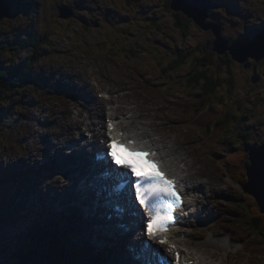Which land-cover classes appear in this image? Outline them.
Returning <instances> with one entry per match:
<instances>
[{
	"label": "rangeland",
	"instance_id": "rangeland-1",
	"mask_svg": "<svg viewBox=\"0 0 264 264\" xmlns=\"http://www.w3.org/2000/svg\"><path fill=\"white\" fill-rule=\"evenodd\" d=\"M36 1L41 5L40 10H31L25 15L21 14L0 23V69L14 68L20 63H28L18 70L20 86L9 94L0 92V97L9 96L7 102L0 100V178L4 171L9 172V175L12 173V183L15 184L10 186V181L8 185L0 182V215H7L11 210L17 212L21 210V221H24L26 226L49 224V220L35 215L36 212L41 213L44 208L43 191L47 192V183L52 178L51 173L55 172L51 170L55 166L52 165L48 169V165L44 164L46 154L41 148L47 145V139L57 140L56 130L65 126L69 113L70 116L73 114L72 110L67 111L69 106L73 109L83 105L84 110L90 109L93 106V99L99 102L103 100L101 98L104 94H98L99 90H103L111 92L114 96H129L131 102H138L140 109L136 114L138 117L128 128L135 133L150 132L155 138L161 135L168 137L172 147L178 146L182 149L186 156L185 164H193L190 174L200 171L202 176H198L204 175L210 178L205 172L209 171L211 179L221 178L222 184L227 189L230 185L231 193L220 192L213 195L209 188L205 199L201 200L200 207L208 206L209 213L212 208L220 207L222 213L228 214V222L231 221L237 214V206L234 204H238V200L242 197L245 198V193L241 185L230 178L221 166L222 160L228 157L226 154L228 150L222 145L229 142L232 149H239L238 151L244 156L247 149L249 153L251 147H264V61L249 59L240 64L230 58L228 52L222 55L213 52L215 41L219 45L222 41L217 42L211 30L200 29L192 19L171 9V3L167 8L169 0ZM191 1L195 3L197 0ZM210 1L212 3L206 12L208 17L206 23L221 27L219 36L225 41L228 39L225 33L233 32L237 23L247 27L251 37L257 32L258 26L264 24V0ZM62 5L69 6L74 14L75 10L77 11L75 19L58 17L57 7ZM193 5L200 7L201 3L196 2ZM194 11L201 12V9L195 8ZM107 14L112 15L113 18L110 20V15ZM216 18L223 22L217 24ZM83 19L89 22L88 25L84 24ZM155 22L157 27L154 26ZM176 23L179 25H175ZM180 23H187V27L183 28ZM29 39L33 40L37 49L25 48L24 44ZM182 49L191 51L187 64L171 69ZM108 58H111V62ZM203 71L212 79L225 83L212 100L211 106L215 109V117H220L219 113L228 109L231 115H235L232 121L234 127L237 126L230 135L220 133L212 140H209L211 136L209 133L197 126L194 127L191 115L179 110L175 105L179 102L192 101L188 95L201 86L196 89L189 88L187 82L190 75L195 76L196 73ZM136 75L141 78L144 76L147 83H156L162 90L152 92L155 96L152 97L150 90L142 93L137 87L135 89L124 85L117 86L138 84ZM104 101L102 105L105 107L107 104L105 105ZM108 107L107 105L106 110ZM80 117L84 115L80 114ZM85 123L88 121L78 124L80 130L81 125ZM156 128L160 129L159 132ZM68 141L69 139L63 140L61 146L66 145ZM50 145L53 149V144ZM69 145L70 142L67 143V147ZM188 149L195 151V155H190ZM60 151L62 153L64 148ZM196 157L203 164L205 171L199 170L201 166L195 161ZM188 169L184 168L186 174L189 172ZM21 170L27 172L31 179L24 180V174H18ZM14 179L17 183H14ZM63 179L66 177L63 176ZM202 180L205 182V178ZM10 187L14 192L20 190L15 198L10 196ZM28 192L32 201L26 198ZM51 194L52 191H49L50 199ZM32 203L34 207H31ZM53 206L54 201L51 203V208L54 209ZM208 210L204 211L200 208L198 217L190 218L191 222L179 229L181 233L188 235L185 241L188 249L187 240L194 237L191 232H187L201 229L204 240L197 241L199 243L191 240L193 241L191 244L199 245L200 250L207 248L206 255L215 256L213 258L199 254L200 259L205 258L209 262L218 264H237L238 261L236 263L227 252L230 251L233 255L237 252L247 254L242 249L243 243H241L245 238L247 246H256L250 260L254 258L263 261L260 264H264L263 237L250 234L246 225L242 223L236 226L241 234L237 243L230 242V237L235 233L229 226L225 225L220 231L210 234L207 229L209 224H205L203 220ZM58 219L65 225L62 227L59 223L57 228L54 226L61 239H56L58 240L56 244L69 239L70 234V231H67L68 220H65V217L63 220L59 217ZM22 222L15 221L14 223L19 225H14L10 230L8 227L3 230L0 227L2 235L0 264H20L16 256L20 250L13 246L15 244L22 248L29 247L28 251L35 248L39 251V253L35 252L31 263L32 254L28 255L27 264H51L50 258L56 259L51 246L53 239L49 241L45 237L34 247L30 238L24 236L25 240H23L22 236L18 237L19 234L24 235L22 232L25 231V225ZM76 233L73 232L78 237ZM246 237L251 238L255 243H250ZM7 238H10V242H7ZM212 238L227 241L228 245L219 247V242L213 243ZM226 247V251H223ZM64 255L65 258H69V251L61 253L62 259ZM57 257L58 264L60 260L63 262L58 255ZM79 258L80 262L86 260V257ZM36 259L38 260L35 261ZM244 262L241 264H245Z\"/></svg>",
	"mask_w": 264,
	"mask_h": 264
},
{
	"label": "bare ground",
	"instance_id": "bare-ground-1",
	"mask_svg": "<svg viewBox=\"0 0 264 264\" xmlns=\"http://www.w3.org/2000/svg\"><path fill=\"white\" fill-rule=\"evenodd\" d=\"M133 83H135V81H133ZM105 98L102 97L101 99L103 100L101 102L93 99V106L90 109L86 108L84 110L82 108L83 105L80 108H73V109L72 107L69 106L67 111L71 112L72 110L73 114L70 116V113H69V117L68 118L66 117L67 122L64 124L65 126H62L61 129L56 130L55 133L57 137L55 139L57 140L47 139V145L41 148V151L46 154V159H45L44 164L48 165V169L52 165L55 166L54 168L52 167L51 169L52 171H55V172L51 173L52 178L49 179V182L47 183L48 184L47 192L43 191V194H44L43 203L44 204L42 206H44V208L41 211V213L38 214L36 212L35 215L42 216V218H44L45 220H49L48 225L51 226L53 230H54V226L57 228L59 223L62 224V227L65 225L64 222L63 223L60 222L58 217L61 218L62 220H63V217H65V220H68L69 224L67 225V231H70L69 239L67 240L64 239L62 240L63 243L58 244L59 243L58 242L57 243L58 245H57L56 241L58 240L56 239H60L59 233L58 235L54 234L53 238H51L53 239V241H51L52 242L51 246L53 250L62 251L60 253L59 252L57 253V255L61 259H62L61 253H65L66 251H69L70 257L65 258V255H64L62 259L63 262L60 260L59 262L60 264H71L72 259L76 260L78 264H87V263L88 264H91V263H95V264H140V262L132 263L135 258L134 256L131 257L130 249L128 250L127 246L131 245L132 243H135L134 241L139 242L141 240V236L137 234L133 235V233L121 231L119 229H116L115 235L107 234L106 229L104 228L106 227V220H107V216L109 215L107 211L110 208L108 207V205L107 206L102 205L99 207V211L96 210V208L94 207V204L91 201H89V198H92L95 195V191L87 190L88 197L85 200H82L83 195H81V193L84 191V189L83 188L80 189V186H79L80 183L85 184L86 179H90L93 176L92 175L91 177H87L88 175H90V170H91L88 167L91 164V161L88 159V156L90 154V150L91 149L96 150L100 148L101 147L100 143L104 141V139L106 138V135L108 136L109 131L106 125L107 119H110L108 124L111 123L113 126L118 128V130L115 132L117 133L116 135H118L120 132H124V130L127 131L128 134H131V135L133 134L131 132L132 130L127 128L126 125L121 124V122L119 121V118L120 116L125 115L130 120L129 124H132L133 121L138 116L136 115L137 111L140 110L138 107V102L136 101H135L136 103L131 102L132 99L129 96H125V95L124 96H120V95L114 96L113 94H111V92L108 93V95ZM104 100H107V101H104ZM103 101L105 102V105L107 104L109 106L108 110H106L107 105L105 107L104 105H102ZM132 106H136V107L134 108ZM80 114H83L84 117H80ZM84 121H88V123L81 125V130H80V126H78V124ZM88 126L91 128H88ZM157 126L160 127V125H157ZM159 130L160 129L158 128L157 131L159 132ZM72 132L74 133L73 135H72ZM88 132L92 133L91 137H89ZM141 135L142 133L139 135L135 134V139L138 140L139 144H142V142H144L142 138L138 137ZM150 135L151 134L149 132L147 137L146 138L143 137V138L147 139L146 141L148 143L149 141L151 142L150 144L152 145L151 147H154V149H156L159 152H163V154H160L161 155L160 157L162 159L170 156L171 153L173 152L176 155V161L174 162L172 161L169 164L170 168L172 169V171L171 169L169 171L172 177H175L182 182L183 187H184V184L187 186L186 192H188V197H190L189 200L188 199L186 200V203L189 207L188 209H190V211L189 212L184 211L181 213L183 218L185 216L182 222L183 224L184 222L185 224L188 222L189 223L191 222V220H188V218L196 219L199 215L200 196L198 195L200 194L202 198L205 195H207L205 187L202 183L206 182L207 184L212 186L213 193H218V194H220V192L222 194L227 193V192L231 193L232 190L230 188V185H228L227 183L225 184L228 185L229 189H227L225 185H223L224 187L220 191L216 189L215 186L217 184H222L221 178L211 179L208 176H204V175L203 177H200L202 176L200 171L198 172L196 171L193 174L189 173L183 176H180L179 173H175L176 163L178 162L184 163L186 161V158L182 154V149L171 147V140L166 136L161 135L159 138H153ZM133 138L130 137L129 139H133ZM65 139H69L68 141L70 142L69 147H67L68 142L63 147L61 146L62 141ZM51 143L53 144L52 145V148L54 147L53 149H51V145H50ZM62 148H64V151H63L64 153L63 152L61 153L60 151ZM66 149L68 151H66ZM35 158H38V157H35ZM190 166L188 167L189 168L188 171L190 170ZM58 168L61 170L58 171L57 170ZM53 169H56V170H53ZM74 172H76L75 176H73ZM48 175L50 176L49 171H48ZM57 176H60L61 178L65 176L66 177L65 182L61 184L59 180H57ZM203 178L206 179L205 182H203L202 180ZM200 181L202 183H200ZM49 191H52L51 199L52 201H54V206H53L54 209L51 208L52 201L48 197ZM50 208L53 210L51 211ZM49 210L50 212L48 213ZM50 216L51 217L54 216V217L50 219L51 218ZM72 225L73 226L75 225V226L72 227ZM102 225L104 226V228L102 227ZM69 226H71V230H69ZM74 231L75 233L77 232L76 234L78 235V237L73 234ZM170 234H171V237H177L178 235H180L179 230L173 231ZM21 236H22V239L25 240L24 235H20V234L18 235V237H21ZM246 239L252 244L255 243L251 238L248 239V237H246ZM181 240L182 239H180V241ZM191 240L197 243V240H195L194 238H191ZM191 240H187V245L189 246L187 253L185 252L183 256L180 255L179 263H177L174 260L173 264H184L185 262H189V261H192V264H202V261L200 259L201 257H199V254H202L204 256H211L214 258L215 255H206L207 248H202L200 250L198 248L199 245L194 246L191 244L193 242ZM211 241H213V243L219 242V247H222L227 244L226 241H221V240L218 241V239H213V238L211 239ZM90 243L93 246H95L94 252H92V250L90 249L91 248L89 246ZM190 250H193V251H190ZM29 251H33V250H29ZM54 251H53V255H55ZM170 252H171L170 250H167V253L169 254V256H170ZM79 257L81 258L86 257V260L80 262L81 259ZM253 260L254 259H251L248 263L252 264ZM235 261L236 263L238 261L237 264H241L242 262L245 261V259L242 257H239ZM208 264H215V262L210 261L208 262Z\"/></svg>",
	"mask_w": 264,
	"mask_h": 264
},
{
	"label": "trees",
	"instance_id": "trees-1",
	"mask_svg": "<svg viewBox=\"0 0 264 264\" xmlns=\"http://www.w3.org/2000/svg\"><path fill=\"white\" fill-rule=\"evenodd\" d=\"M171 1L172 0H169L167 8H169L168 6L170 5ZM14 6L16 10L14 18L18 17L21 14L25 15L31 10H40L41 8L40 3L36 0H15ZM111 18H113L112 15H110V20ZM175 25H179V23H176ZM181 25L183 26V28L187 27V23H182ZM154 26L157 27L156 22L154 23ZM24 46L26 49L27 47H30V49H37L32 39H29L27 42H25ZM190 55L191 51L187 52L182 49L180 54L176 56V60L174 61L173 66H171V69L186 65L188 60L187 58H190ZM27 64V62H24L20 63L18 66L16 65L14 68L10 67L0 69L1 93H12L13 89L20 86L21 81L18 78V70L26 66ZM192 69L194 70V67H192ZM138 77L140 76L136 75V79L139 81L137 86L138 88H140L142 93L151 91L150 96L155 97L152 95V92H159V90H162L156 83H147L148 81H145L146 78L144 76H142V78ZM223 84L225 83H220L219 81L207 76V73L205 71L198 72L195 74V76L190 75L187 82L189 88L196 89L198 86L201 87H198L199 89L197 90H193L195 92H190V94L188 95L192 101L179 102L175 104L179 108V110L193 117L194 127L197 126L199 129H202L205 132L209 133V135H211L209 140L217 138L220 133H223L226 136L230 135L231 131L237 128V126L234 127V123L232 121L235 115H231V112L228 109L223 113H219L220 117H215V109L211 106L213 98L218 94L217 92L221 87H223ZM8 97L9 96L0 97V100H4L7 102ZM222 146L226 147V149L228 150L226 153L228 157H225L221 162L222 168L228 173L230 178L232 177V179L236 181L237 184H240L243 187V185L247 183V168L250 165L247 156H244L243 153H240L238 151L239 149H232L229 142H226V145L223 144ZM238 202V204H234L237 205L238 215L235 214L233 216V219H231L228 224H230L233 228H236V231L239 233L240 231L236 226L242 223L246 225L245 227L247 230H249V233L251 232L250 234L264 238V214L260 213L256 202L252 197L247 195H245V198L242 197V199L238 200ZM226 221H228V219L220 213L216 215L214 219L215 223L224 222L225 224ZM46 227L52 229L49 225H47Z\"/></svg>",
	"mask_w": 264,
	"mask_h": 264
},
{
	"label": "snow or ice",
	"instance_id": "snow-or-ice-1",
	"mask_svg": "<svg viewBox=\"0 0 264 264\" xmlns=\"http://www.w3.org/2000/svg\"><path fill=\"white\" fill-rule=\"evenodd\" d=\"M223 15V13H221ZM211 22V21H210ZM219 18H216V23H222ZM233 32H226L225 35L228 37L226 41L221 43H227L228 49L232 53V57L240 60H244L252 56V51L250 46L253 37L249 35V29L243 27L239 23L234 26ZM261 48L264 49V33H262L258 38ZM261 54H264L262 51ZM109 133H111L112 125L108 124ZM119 144L117 140H111V142H106L107 153L106 157L109 159L105 160L108 168L114 173V175L120 180L124 181L120 185L121 188L124 184L128 186V196L132 199V205L135 207L138 202L139 206L143 208L149 216L147 221V234L148 236H153V226L155 225L156 231H166V225L172 221V213L174 210L181 206L182 200L175 187V181L171 179H166L160 172H150L146 175H139L137 172V165L133 162H127L123 159L118 160V153L114 145ZM136 156H151L155 155L150 151H135ZM115 166V167H113ZM120 169H125L126 171H120ZM262 171H264V166H262ZM133 177L135 179H133ZM57 180L61 184L65 182V179L57 176ZM134 191V198H132V193ZM120 211V209H117ZM137 215H139V209H136ZM159 243H166L165 240L161 239ZM144 264H149L147 260Z\"/></svg>",
	"mask_w": 264,
	"mask_h": 264
},
{
	"label": "water",
	"instance_id": "water-1",
	"mask_svg": "<svg viewBox=\"0 0 264 264\" xmlns=\"http://www.w3.org/2000/svg\"><path fill=\"white\" fill-rule=\"evenodd\" d=\"M196 2L201 3L200 7H196ZM195 3L191 0H172L171 9L183 13L187 18L193 20V22L202 30L208 31L211 30L217 42L225 41L220 37V27L214 24L206 23L207 20V10L211 6V3L208 0H197ZM187 5V6H186ZM197 6H199L197 4ZM195 8L201 9V12H195ZM15 14V6L13 0H0V22L4 19H9ZM73 13L70 9L62 7L59 9V18L68 19L72 17ZM264 29L253 34V40L250 46L252 51V56L244 60L232 58L236 62L243 64L247 60L252 59L255 61L264 60V54H261L264 49L261 48L259 40L257 39ZM227 43L217 44L216 41L213 45V51L217 52L219 55L229 52V55L232 57V53L228 49ZM249 163L250 165L247 168V183L244 185L243 190L246 194L252 196L256 201L260 212L264 214V171H262V166H264V147L251 149L249 153ZM20 264H27L28 261L24 257L19 256ZM32 258H30V262Z\"/></svg>",
	"mask_w": 264,
	"mask_h": 264
},
{
	"label": "clouds",
	"instance_id": "clouds-1",
	"mask_svg": "<svg viewBox=\"0 0 264 264\" xmlns=\"http://www.w3.org/2000/svg\"><path fill=\"white\" fill-rule=\"evenodd\" d=\"M15 3V0H13V4ZM62 7H65V8H68V9H70L71 11H72V13H73V15H72V17H71V19L73 20V19H75V16L77 15V11L75 10V14H74V12H73V10L69 7V6H65V5H62V6H59V7H57V11H58V16H59V9L60 8H62ZM15 13H16V10H15ZM208 18V17H207ZM10 19V18H9ZM4 20H7V19H4ZM4 20H2V21H4ZM84 21V24H86V22L85 21H87L86 19H83ZM1 21V22H2ZM60 21H63V20H60ZM0 22V23H1ZM220 29H222L221 27H220ZM264 28H259L258 30H257V32H259V31H261V30H263ZM256 32V33H257ZM213 51V50H212ZM214 52V51H213ZM228 51H226V53H227ZM229 53V52H228ZM248 61V60H247ZM261 61H264V60H261Z\"/></svg>",
	"mask_w": 264,
	"mask_h": 264
},
{
	"label": "flooded vegetation",
	"instance_id": "flooded-vegetation-1",
	"mask_svg": "<svg viewBox=\"0 0 264 264\" xmlns=\"http://www.w3.org/2000/svg\"><path fill=\"white\" fill-rule=\"evenodd\" d=\"M76 17V16H75Z\"/></svg>",
	"mask_w": 264,
	"mask_h": 264
}]
</instances>
